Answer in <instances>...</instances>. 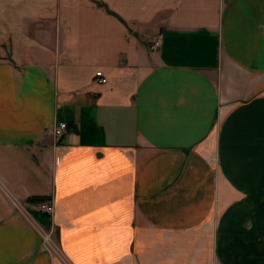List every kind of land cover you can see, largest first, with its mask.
<instances>
[{
  "label": "crops",
  "instance_id": "1",
  "mask_svg": "<svg viewBox=\"0 0 264 264\" xmlns=\"http://www.w3.org/2000/svg\"><path fill=\"white\" fill-rule=\"evenodd\" d=\"M243 195L264 0H0V264H264Z\"/></svg>",
  "mask_w": 264,
  "mask_h": 264
},
{
  "label": "rangeland",
  "instance_id": "2",
  "mask_svg": "<svg viewBox=\"0 0 264 264\" xmlns=\"http://www.w3.org/2000/svg\"><path fill=\"white\" fill-rule=\"evenodd\" d=\"M251 201L258 202L259 205L263 204V206H264V195H243V203H244L243 217H244V221H249L251 214H253V215L258 214V217L261 221L262 219H264V208L262 206H260L258 210H252L251 211L249 206H247L248 204H250ZM32 223L38 229V231L41 232V235L43 237H46V235L49 237L47 239V241H45L43 243L54 254V251H56L57 248H56V242H55L53 236L51 235V233H49L47 231V229L45 227H43L41 224H39L38 222L32 221ZM262 229H263V227L260 226V232Z\"/></svg>",
  "mask_w": 264,
  "mask_h": 264
},
{
  "label": "built area",
  "instance_id": "3",
  "mask_svg": "<svg viewBox=\"0 0 264 264\" xmlns=\"http://www.w3.org/2000/svg\"><path fill=\"white\" fill-rule=\"evenodd\" d=\"M160 43L158 41L154 42L152 46L150 47L151 51H155L159 48ZM95 77L98 78V83L101 85L106 84V80L103 78L101 73H96ZM67 133V126L64 123H58L56 126L51 130V136L54 140L58 141L64 134ZM42 211L47 214L48 216H51L53 213V208L49 202L41 203ZM41 235V232H39ZM43 242H45V238L41 235ZM46 238L49 237L46 235Z\"/></svg>",
  "mask_w": 264,
  "mask_h": 264
},
{
  "label": "trees",
  "instance_id": "4",
  "mask_svg": "<svg viewBox=\"0 0 264 264\" xmlns=\"http://www.w3.org/2000/svg\"><path fill=\"white\" fill-rule=\"evenodd\" d=\"M46 201H48V199L40 198V197H34V198L30 199L31 203H39L40 204V203H43V202H46ZM45 215L48 216L47 214H45Z\"/></svg>",
  "mask_w": 264,
  "mask_h": 264
},
{
  "label": "bare ground",
  "instance_id": "5",
  "mask_svg": "<svg viewBox=\"0 0 264 264\" xmlns=\"http://www.w3.org/2000/svg\"><path fill=\"white\" fill-rule=\"evenodd\" d=\"M45 238V241H47V238L46 237H44Z\"/></svg>",
  "mask_w": 264,
  "mask_h": 264
}]
</instances>
